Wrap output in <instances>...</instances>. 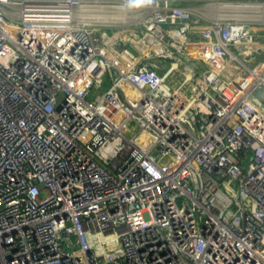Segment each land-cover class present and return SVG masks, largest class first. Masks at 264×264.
Instances as JSON below:
<instances>
[{
	"label": "built area",
	"instance_id": "obj_1",
	"mask_svg": "<svg viewBox=\"0 0 264 264\" xmlns=\"http://www.w3.org/2000/svg\"><path fill=\"white\" fill-rule=\"evenodd\" d=\"M0 264H264V0H0Z\"/></svg>",
	"mask_w": 264,
	"mask_h": 264
},
{
	"label": "crops",
	"instance_id": "obj_2",
	"mask_svg": "<svg viewBox=\"0 0 264 264\" xmlns=\"http://www.w3.org/2000/svg\"><path fill=\"white\" fill-rule=\"evenodd\" d=\"M232 1H241V0H232ZM187 5H189V4H187Z\"/></svg>",
	"mask_w": 264,
	"mask_h": 264
}]
</instances>
